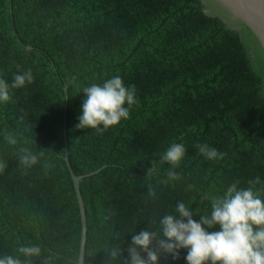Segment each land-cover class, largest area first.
<instances>
[{
    "label": "trees",
    "instance_id": "1",
    "mask_svg": "<svg viewBox=\"0 0 264 264\" xmlns=\"http://www.w3.org/2000/svg\"><path fill=\"white\" fill-rule=\"evenodd\" d=\"M222 17L211 0H0V78L11 84L28 69L34 77L0 103V162L7 165L0 174V258L23 260L18 248L37 245L42 254L32 264L48 256L53 264L76 262L79 216L63 164L60 79L71 98L65 127L73 174L103 163L127 170L81 181L85 264H108L105 251L113 246L128 257L132 234L154 230L148 221L175 215L178 202L199 221L232 183L246 188L259 176L256 187H264V56L248 28ZM115 76L135 85L130 118L103 134L76 128L83 88ZM171 143H182L186 154L180 178L164 184L170 165L160 156ZM205 143L223 158L201 155L196 145ZM20 148L39 162L22 167ZM186 255L161 254L159 264H187Z\"/></svg>",
    "mask_w": 264,
    "mask_h": 264
},
{
    "label": "clouds",
    "instance_id": "2",
    "mask_svg": "<svg viewBox=\"0 0 264 264\" xmlns=\"http://www.w3.org/2000/svg\"><path fill=\"white\" fill-rule=\"evenodd\" d=\"M31 69L22 74H14L12 83L0 78V103L10 102V89H18L33 82ZM82 114L77 117L78 129H94L103 134L121 120L130 118V109L137 104L135 85L125 86L120 76H115L102 84L92 83L82 90ZM9 145H16L14 136L6 134ZM199 153L208 160L222 159L224 153L218 152L208 144H197ZM19 162L25 169H30L39 162V156L27 148L19 149ZM186 154L182 143H171L161 154L162 163L170 165L166 172L167 179L160 183L167 184L177 180L180 174L176 169ZM42 155V153H41ZM45 164L44 167H50ZM7 165L0 162V174ZM147 171V176L153 172ZM239 181L232 183L219 196L211 198L210 215H199V221L193 219L194 213L183 202H178L173 214L163 215L158 225L149 222V228L132 234L131 245L124 257L123 248L113 246L105 251L108 264H116L123 259V264H159L161 254L170 255L173 260L180 258V250L186 249L187 264H264V187L257 188L262 181L259 176L248 181V187H238ZM191 188V185L188 186ZM147 195L155 198L156 192L151 185ZM211 229V231H209ZM20 256L4 255L0 264H32L33 257H40L42 250L37 245L21 246ZM55 257L48 256L43 264H53Z\"/></svg>",
    "mask_w": 264,
    "mask_h": 264
},
{
    "label": "water",
    "instance_id": "3",
    "mask_svg": "<svg viewBox=\"0 0 264 264\" xmlns=\"http://www.w3.org/2000/svg\"><path fill=\"white\" fill-rule=\"evenodd\" d=\"M211 2L226 13L228 18L225 19L222 17L223 21L226 20L232 24L238 22L248 28L258 42L264 56V0H211ZM204 12L207 15L209 13L207 9H204ZM60 83L64 97L61 124V134L63 135V164L69 172V185L74 191V204L78 210L79 216L76 244L78 252L76 262L74 264H85L84 254L89 234L86 232L87 209L81 181L96 178L103 170L125 173L127 170L107 166L103 163L89 174L78 176L73 174L69 134L68 129L65 127L71 98L61 79Z\"/></svg>",
    "mask_w": 264,
    "mask_h": 264
}]
</instances>
